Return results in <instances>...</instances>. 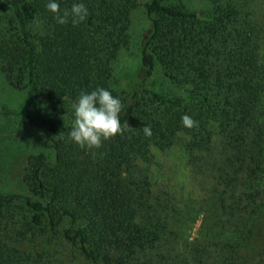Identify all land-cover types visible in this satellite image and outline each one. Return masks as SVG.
<instances>
[{
    "label": "trees",
    "instance_id": "16d2710c",
    "mask_svg": "<svg viewBox=\"0 0 264 264\" xmlns=\"http://www.w3.org/2000/svg\"><path fill=\"white\" fill-rule=\"evenodd\" d=\"M210 1V14L183 0L146 3L152 32L140 46L139 69L118 93L113 64L129 44L138 0H84L89 15L75 26L70 19L58 24L47 0H0V71L27 90L33 107L48 105L53 151L51 158H28L24 182L34 199L0 197V216L14 219L18 206L28 211L15 234L1 228L0 264H63L62 242L76 246L87 264H191L179 260L182 238L172 223L208 181L217 189L206 201L214 231L227 223L219 212L230 209L239 219L219 242L222 264H264V13L259 0ZM72 2L59 0L61 13ZM158 74L183 93L159 92ZM96 87L120 97L125 131L99 148H82L67 136L72 104L81 90ZM0 111L33 119L2 104ZM184 114L198 126L185 127ZM170 154L165 167L159 158ZM208 164L212 171L201 178ZM186 186L187 193L178 192Z\"/></svg>",
    "mask_w": 264,
    "mask_h": 264
},
{
    "label": "rangeland",
    "instance_id": "374dc122",
    "mask_svg": "<svg viewBox=\"0 0 264 264\" xmlns=\"http://www.w3.org/2000/svg\"><path fill=\"white\" fill-rule=\"evenodd\" d=\"M150 1L152 0H138L139 5L131 14L129 44L121 50L118 59L113 64L112 85L118 93L127 84L130 74L139 69L141 62L140 46L152 32V22L146 15L144 8L145 4ZM183 2L194 11L210 14L213 10V3L210 0H183ZM256 7L258 11L264 13V0H259ZM259 60L264 65V53ZM156 79L159 92H163L167 97L176 98L183 93V88L185 89L182 85H178L162 75L158 74ZM0 104L15 111H26L33 116L31 121H23L13 116L4 115L0 111V197L12 196L19 200L34 199V195L24 182L26 167L31 155L45 154L50 158L53 156V151L48 142L47 127L44 123L51 110L45 103L39 104L38 108L33 107L29 102L27 90L12 87L2 71H0ZM64 118L63 120L67 122L72 119V116L65 113ZM218 139L220 140L219 136ZM159 159L167 167L172 162L173 157L170 154L168 157H160ZM201 169L203 172H198V175L202 178V174L206 175L205 172L212 171V166L211 164L204 165ZM211 178L209 180H213V177ZM205 186L203 191L196 187L197 194H194L196 201L192 203V206L185 205L180 217H174L172 228L174 230L178 228L182 238V244L177 246V252L180 257L179 260L188 258L192 261L191 264H199V258L203 260L202 264H222L223 253L219 242L233 234L238 227L239 219L230 215V209L227 212L223 211L222 214L219 212L221 219L227 222L223 227L225 229L221 230L224 231V235L220 230L214 231L213 220L216 218L213 211L209 209L210 211L207 212L206 201L210 195L215 194L216 187L209 184V181L207 185L204 184ZM177 190L183 194L189 191L187 186L183 189L179 187ZM237 193L231 197L238 198ZM232 202L231 199L230 203L232 204ZM12 211L16 216L14 219L9 218L4 213L0 216V230L6 228L15 234V228L21 227L28 211L19 206ZM234 214L238 215L236 212ZM66 225L67 222L64 223V226ZM218 226L221 227V224ZM218 239L219 241H217ZM204 247H208L210 255H197V250L203 251ZM29 249L32 250L33 248ZM59 250L61 252L59 259L63 264H87L81 257L78 248L71 243L62 242Z\"/></svg>",
    "mask_w": 264,
    "mask_h": 264
},
{
    "label": "clouds",
    "instance_id": "9594fccd",
    "mask_svg": "<svg viewBox=\"0 0 264 264\" xmlns=\"http://www.w3.org/2000/svg\"><path fill=\"white\" fill-rule=\"evenodd\" d=\"M46 8L55 14L53 18L61 25L69 23L70 19L75 26L84 22L89 15L84 0H73L70 9H65L62 13L59 0H47ZM122 107L120 97L114 96L107 88L81 90L72 104L74 119L67 132L68 139L82 148H99L102 141L125 131L119 116ZM181 121L188 128L198 126V122L188 114L182 115ZM143 133L151 136V127L144 125Z\"/></svg>",
    "mask_w": 264,
    "mask_h": 264
}]
</instances>
